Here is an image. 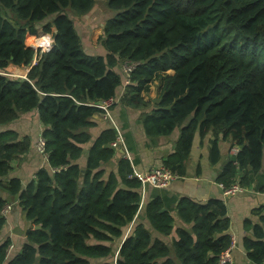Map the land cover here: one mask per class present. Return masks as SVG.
Instances as JSON below:
<instances>
[{
	"label": "trees",
	"instance_id": "16d2710c",
	"mask_svg": "<svg viewBox=\"0 0 264 264\" xmlns=\"http://www.w3.org/2000/svg\"><path fill=\"white\" fill-rule=\"evenodd\" d=\"M95 1L0 0V125L36 111L54 170L41 168L25 188L6 180L31 143L0 132V189L9 196L0 195V212L16 200L29 223L18 253H7L10 240L0 242V264H221L231 244L224 201L180 197L174 210L183 225L171 239L174 216L160 196L142 201L129 160L105 173L116 131L92 142L89 128L97 106L122 86L121 102L147 106L142 94L157 81L140 120L150 138L179 128L162 166L186 176L195 132L201 141L210 134L211 164L221 158V141L237 149L216 182L249 187L264 162V0H103L114 13L98 40L104 52L85 54L67 10L85 15ZM46 34L51 47L36 50L34 43L50 45ZM124 63L136 64L127 84ZM9 68L29 70L15 77ZM4 225L0 213V236ZM243 229L245 258L264 264V204Z\"/></svg>",
	"mask_w": 264,
	"mask_h": 264
},
{
	"label": "crops",
	"instance_id": "0c3cea01",
	"mask_svg": "<svg viewBox=\"0 0 264 264\" xmlns=\"http://www.w3.org/2000/svg\"><path fill=\"white\" fill-rule=\"evenodd\" d=\"M39 38H41V35ZM157 84L158 82L155 81L151 84L150 91L142 94V100L147 106L152 105L157 97ZM123 92L124 87L122 86L114 98L116 99L115 102L109 108V116L103 115L102 112L93 115L91 119L93 126L89 128V133L92 142L108 128L114 129L116 137L120 136L122 138V143L117 147L114 157L104 165L106 174L116 171L117 162L120 158H127L133 172L141 174L150 168L162 166L164 158L174 150L179 128L169 136L147 137L140 120L142 114L148 110L147 106L142 103L144 106L136 107L121 102L120 98ZM42 130L43 126L36 111L20 113L14 121L6 125H0V132L13 131L18 134L19 138H29L31 143L28 152L12 162L6 180L17 178L20 180L22 188H25L41 168L52 171L47 159L36 150V142L41 136ZM210 139L211 135L209 134L201 141L198 134L192 142L190 156L186 161V176L175 178L168 188L144 186L141 188V198L143 202L155 196L163 198L166 207L171 211L175 220L174 231L170 235L171 239L176 237L175 229L183 225L176 217L174 210L180 197H188L195 202H206L211 198L222 199L226 204L227 216L230 221L229 234L235 240L231 252L232 264H251L245 258L242 247V239L246 235L243 223L245 219L250 218L253 208L264 204V162L260 172L252 177L249 187H242V190L234 195H224L222 185L218 184L215 179L223 164L233 155L234 148H230L227 142L221 141L219 144L221 158L218 163L213 165L208 159ZM90 145L91 143L87 144L86 149ZM85 155L86 152L79 160L80 166H84ZM0 195L5 199L9 198L8 194L2 192L1 189ZM7 204L11 205V210L4 217L5 225L1 232L0 242L6 239L10 240L11 253L16 254L25 243L24 234L29 227V223L25 220L23 212L17 207L16 200H12ZM252 219L254 220V218Z\"/></svg>",
	"mask_w": 264,
	"mask_h": 264
},
{
	"label": "built area",
	"instance_id": "2783aa9c",
	"mask_svg": "<svg viewBox=\"0 0 264 264\" xmlns=\"http://www.w3.org/2000/svg\"><path fill=\"white\" fill-rule=\"evenodd\" d=\"M127 67L124 68V74H125V84L129 82V76L131 72L134 70L136 64L135 63H128L125 64ZM113 102H115V99H109L108 101L102 102L97 107L100 108L101 112L105 116H109V108L112 106ZM122 143V138L120 136L116 137V139L110 144L111 147L117 148ZM36 150L44 156L45 159H47L46 153H45V141L40 136L36 142ZM237 152V149H233V154ZM54 170H52L53 172ZM134 176L141 182L142 187L144 186H151L153 188H168L171 184V182L177 178L175 175H172L171 172L167 169H165L163 166H158L154 168H150L146 170L145 172L139 174L134 173ZM224 195H234L242 190V188L237 185L233 184L231 187L224 189L223 188ZM11 210V205L6 204L3 209L1 210V216L4 218L8 212ZM235 240L231 237V244L230 247L227 248L219 257V262L221 264H232V256L231 252L234 248ZM12 249V246H9L7 249V253H9Z\"/></svg>",
	"mask_w": 264,
	"mask_h": 264
},
{
	"label": "rangeland",
	"instance_id": "374dc122",
	"mask_svg": "<svg viewBox=\"0 0 264 264\" xmlns=\"http://www.w3.org/2000/svg\"><path fill=\"white\" fill-rule=\"evenodd\" d=\"M67 13L74 23L76 32L80 36L84 53L85 54H99L100 52L103 53L104 50L102 49V46L98 40L99 37H101V35L103 34V26L105 21L114 14L113 11L107 7L106 3L103 0H96L92 9L85 15H75L70 10H67ZM38 31H41V26L39 27ZM48 37L50 38V45L47 47H45L46 45H38L34 43V45L36 46V48H38L39 51H44L46 49H49V47L52 45L51 35H48ZM25 42L26 45L29 46L28 41L26 40ZM125 64L128 63H124L121 65L124 79H125L124 68L127 67ZM26 70L27 68L24 69L9 68L8 75L15 77H18L20 75L24 77ZM128 232H129V228H127V230L125 229L124 235H126ZM121 241L122 240L120 239L119 242H116L114 244V246L117 247L118 243H120Z\"/></svg>",
	"mask_w": 264,
	"mask_h": 264
},
{
	"label": "water",
	"instance_id": "95a60500",
	"mask_svg": "<svg viewBox=\"0 0 264 264\" xmlns=\"http://www.w3.org/2000/svg\"><path fill=\"white\" fill-rule=\"evenodd\" d=\"M32 48H33V47H32ZM37 49H38V48H36V50H37ZM28 70H29V69L26 70L25 75H26V73L28 72ZM197 135H198V132H195V134H194V138H193V141L195 140V138H196ZM193 141H192V142H193ZM232 160L234 161L235 159L232 158Z\"/></svg>",
	"mask_w": 264,
	"mask_h": 264
}]
</instances>
